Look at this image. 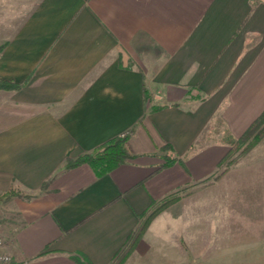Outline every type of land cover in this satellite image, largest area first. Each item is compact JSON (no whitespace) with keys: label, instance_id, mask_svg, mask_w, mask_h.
Here are the masks:
<instances>
[{"label":"crops","instance_id":"obj_1","mask_svg":"<svg viewBox=\"0 0 264 264\" xmlns=\"http://www.w3.org/2000/svg\"><path fill=\"white\" fill-rule=\"evenodd\" d=\"M1 46L0 79L24 84L0 91V198L22 195L7 200L14 264H208L209 242L220 264L241 244L264 253L256 182L236 186L247 218L228 234L222 212L186 210L194 188L223 191L208 181L225 138L264 112V0H0ZM132 129L126 164L65 168ZM167 145L178 160L162 168Z\"/></svg>","mask_w":264,"mask_h":264},{"label":"rangeland","instance_id":"obj_2","mask_svg":"<svg viewBox=\"0 0 264 264\" xmlns=\"http://www.w3.org/2000/svg\"><path fill=\"white\" fill-rule=\"evenodd\" d=\"M236 140L237 139H233V138H230L229 140V137L225 138L224 142L229 143V145L233 147L232 150L230 151V158H229L230 159L229 163L231 162V164L225 166L224 168L221 167V169L218 168L217 172L212 177V179L208 181L209 185H214L216 182L225 180L222 187L223 191H221L220 193L218 192L217 194L214 188L205 189L202 192H198L200 189L194 188L191 191V194H189L190 192L187 194L191 196L192 202L188 203V206H186V210H189L190 208L191 212L194 213L197 211L207 212L208 214H214L220 212L223 213L224 215L223 223L225 224L228 223L230 225L228 228H226V225L222 226V229L219 230L220 235L221 234L225 235L232 231V227H235L233 226L235 219H236L235 221H238L237 219L247 218L246 210L242 209V204L240 202H238L237 204L236 202L237 198L242 197L244 193L241 192L240 190H236V186L245 188L248 186V184H251L252 181L256 182V187L252 188V190H255L256 192L252 194H255L257 199L259 198L264 199V133L261 134L259 141L251 149H249L247 152L244 153L243 151L246 149L248 143H245L243 145H238L236 144ZM222 171L224 173L221 176H219L216 180L215 179L216 174H220ZM257 183H262V184L260 185ZM217 196L219 197V200L217 201H220V203H216V199L218 198ZM178 197H180L179 194L174 195L173 198H175V200L169 205L162 208L158 213L166 211L177 200H179ZM205 199L207 200L206 201L207 203L204 202ZM163 202H161L159 206L162 205ZM259 205L262 207L264 206V204H259ZM255 211L256 213L254 214L251 213L253 218H257L258 216H263L262 214H264V212L263 213L260 212L259 214L257 213V210ZM10 212L11 210L9 209V204L7 200H3L0 203V232L6 244H7V239H6L7 237L5 231L11 227V223L13 222V220L11 219L12 215ZM157 214L155 216H157ZM232 218H234V220H232ZM210 233H211V228L208 227V234ZM209 236L210 238L212 237L214 239V235H209ZM241 246H242L241 250L239 249L238 253H234L231 250L226 251L227 253H225L224 257L227 260H225L223 264H233L232 257H236L234 254H236L238 257L241 258V259L239 258L237 264H240L241 262L245 263L246 260L244 261L242 259L246 257H248L247 259L251 264H255L256 262L259 263L258 261L264 262L263 261L264 253H258L255 251H253V253L241 252L244 251L245 248L250 247V245L241 244ZM214 248L215 247L212 245V242H209L207 250L205 249V251L202 252V254L208 258L206 259L208 260V264L221 263V261L218 260L215 261L213 258L215 256ZM195 249L197 250V252H199L198 250H200V246L196 245ZM192 253L194 255L196 254L195 251ZM205 257L202 259L205 260ZM199 261L200 259H197V261H193V263L194 264L199 263Z\"/></svg>","mask_w":264,"mask_h":264},{"label":"trees","instance_id":"obj_3","mask_svg":"<svg viewBox=\"0 0 264 264\" xmlns=\"http://www.w3.org/2000/svg\"><path fill=\"white\" fill-rule=\"evenodd\" d=\"M4 46L0 47V52L3 50ZM24 87V84H18L14 81L2 80L0 79V91H19ZM264 133V112L263 114L250 126V128L245 132V134L236 140V144L243 145L248 143L246 149L243 151L247 152L251 149L260 139L261 134ZM134 134V129L124 133L123 135L116 136L98 147H96L93 151L84 153L79 155L76 158L68 159L65 168L71 169L77 166L87 164L93 168L96 175L98 177L104 176L119 166L126 164L130 160L134 159L136 156L132 153L129 147V140ZM233 147H231L232 150ZM158 152L166 153L164 156L165 165L162 168L173 165L177 162L178 157L171 156L170 152L172 149L169 145L162 147L158 150ZM230 152L223 159V161L219 164V169L224 168L229 163ZM227 169V168H225ZM224 172L222 171L220 174H216V180L219 176H221ZM22 196L18 191L11 189L7 193L3 194L0 198L1 201L9 200L13 197ZM175 200V198L170 197L162 205L158 207H153L151 209V213L148 215L146 221L141 226V232L146 229L150 221L154 218V216L165 206L169 205Z\"/></svg>","mask_w":264,"mask_h":264},{"label":"built area","instance_id":"obj_4","mask_svg":"<svg viewBox=\"0 0 264 264\" xmlns=\"http://www.w3.org/2000/svg\"><path fill=\"white\" fill-rule=\"evenodd\" d=\"M12 257L6 250V242L0 232V264H12Z\"/></svg>","mask_w":264,"mask_h":264}]
</instances>
